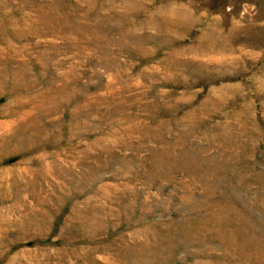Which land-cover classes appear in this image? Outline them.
<instances>
[{"label":"rangeland","instance_id":"obj_1","mask_svg":"<svg viewBox=\"0 0 264 264\" xmlns=\"http://www.w3.org/2000/svg\"><path fill=\"white\" fill-rule=\"evenodd\" d=\"M0 264H264V0H0Z\"/></svg>","mask_w":264,"mask_h":264},{"label":"bare ground","instance_id":"obj_2","mask_svg":"<svg viewBox=\"0 0 264 264\" xmlns=\"http://www.w3.org/2000/svg\"><path fill=\"white\" fill-rule=\"evenodd\" d=\"M4 173H5V174H8V173H10V170H8V171H5ZM2 220H3V219H2Z\"/></svg>","mask_w":264,"mask_h":264}]
</instances>
